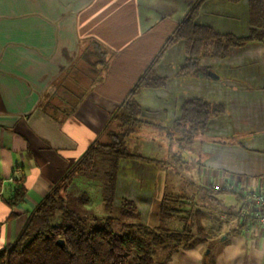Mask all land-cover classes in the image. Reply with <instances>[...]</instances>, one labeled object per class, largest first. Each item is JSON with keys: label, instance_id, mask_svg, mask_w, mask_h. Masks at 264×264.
Returning <instances> with one entry per match:
<instances>
[{"label": "crops", "instance_id": "0c3cea01", "mask_svg": "<svg viewBox=\"0 0 264 264\" xmlns=\"http://www.w3.org/2000/svg\"><path fill=\"white\" fill-rule=\"evenodd\" d=\"M194 1L9 0L5 5L0 13L5 25L0 35V250L15 241L51 185L89 145L103 138L112 112ZM197 22L238 37L247 36L252 28L247 0H206ZM92 42L105 51L97 80L94 71L78 72L81 52ZM182 59L181 42L167 48L156 67L158 75L168 77L166 87L145 88L136 95L141 113L160 122L167 132L142 126L126 138V148L141 157L165 159L166 164L120 161L115 194L134 203L137 222L131 223L149 227L160 223L168 164L184 144L170 134L171 125L189 98L221 105L223 112L211 117L206 129L188 142L200 139L194 174L201 185L189 178L180 188L190 187L192 196L205 194L209 186L264 190V40L231 48L223 58L201 57L200 66L217 78L176 77ZM55 86L62 90L53 93L56 98L52 95L56 105L52 112L44 100ZM239 129L246 134H239ZM233 158L243 169L227 162ZM22 175L23 201L10 208L5 200ZM232 212L236 210L219 209L221 216ZM218 222L223 229L217 236L178 247L166 264H208V260L264 264V227L256 226L245 238L242 234L249 226L236 233L237 217ZM219 236L222 243L215 242Z\"/></svg>", "mask_w": 264, "mask_h": 264}, {"label": "trees", "instance_id": "16d2710c", "mask_svg": "<svg viewBox=\"0 0 264 264\" xmlns=\"http://www.w3.org/2000/svg\"><path fill=\"white\" fill-rule=\"evenodd\" d=\"M204 1L206 0H195L192 3L166 38L158 53L136 78L124 100L112 112L104 130V141H97L89 145L76 161L77 165H83L97 154L106 156L108 169L104 175L102 202L104 209L109 212L113 210V202L116 198V177L121 160L131 159L160 163L157 160L129 152L125 140L142 126H151L167 132L160 122L141 113L140 104L136 100V95L142 89L166 87L168 77L158 75L156 67L167 48L177 42L182 43L183 59L177 66L176 77H206L207 69L199 64L201 57L223 58L229 54L231 48L241 47L248 42L264 40V32L261 31L264 26V0H247L249 23L252 28L245 37L219 33L210 26L198 23L197 17ZM226 1L236 3L240 0ZM91 57L98 59L93 65L102 63L105 58V51L96 42L85 47L80 55L81 61L86 63H89ZM75 66L77 65H73V67ZM44 106L47 108L46 104ZM50 107L56 108V106ZM222 112L221 105L199 98L185 99L180 105L178 117L171 125L170 134H176L179 136V140L188 143L197 133L206 129L211 117ZM113 120L119 122V131L115 133L108 131V125ZM73 171L74 169H72ZM67 174L68 171L63 178ZM22 180L23 175L15 179L12 193L5 200L10 208L23 201L26 188ZM53 185L30 212L15 241L0 250V264H128L132 254L135 264H166L172 252L180 246L188 245L194 235L193 232H189L191 226L187 227L184 224L182 215H179L178 219L183 222V225L178 230L162 226L164 220L177 217L182 212L173 206L178 202H183L179 200V196L163 195L159 206L160 223L158 226L149 227L139 223H130L126 226L131 230L119 233L112 228L114 219L111 216H106L103 219L92 216L90 219L87 215L66 206L63 197L59 196L56 190H52ZM206 192L232 193L239 199H243L242 194L231 188L224 190L210 186L207 187ZM186 198L189 199V197ZM120 202L125 210L131 211L130 214L133 213L135 207L132 201L121 198ZM244 208H247V204L243 202L238 211L226 213L225 218L235 216L239 219L240 224L235 229L236 233L246 230L251 223L249 214H241ZM203 211L202 208H197L194 212L196 233L199 235L203 230L201 223ZM186 229L189 231L187 232ZM158 232L166 233V235L162 237ZM164 242L171 243V246H168L169 251L165 257L156 261L155 252L150 245L156 246Z\"/></svg>", "mask_w": 264, "mask_h": 264}, {"label": "rangeland", "instance_id": "374dc122", "mask_svg": "<svg viewBox=\"0 0 264 264\" xmlns=\"http://www.w3.org/2000/svg\"><path fill=\"white\" fill-rule=\"evenodd\" d=\"M89 45H91V43H89L88 46ZM97 60L98 59L96 57H91L89 59V63H86L85 61L82 60L78 64V66L80 67L78 72L85 75V72L87 70L94 71L96 73L95 76L96 80L100 79V77H97V75L103 72L102 69L105 63L104 62L105 58L102 60L103 61L102 63L93 65V63L97 62ZM56 90L61 91L62 89L59 90V87L57 88L55 86L52 90V93L50 94L51 97L48 96L45 98L44 105L46 104L47 108H49V106H53V107L56 106L54 104L55 103L54 99L51 100L53 97L56 98V96L53 95V93L55 94ZM76 96H78L79 98V95ZM48 103H50V105H47ZM49 109L52 112L56 111L55 110L56 108L54 109L50 107ZM118 127H119V122L113 120L108 125V131L114 133L118 132L119 131ZM238 132L243 136L246 134V131L243 129H239ZM104 139L105 137H103L102 140H100V142L104 141ZM159 143H161L160 139H159ZM178 151L176 150L175 151L176 154L171 156V161L168 164V173H166L167 174L166 178L169 180L168 181L169 183L168 182L166 183L163 194L169 196L174 195V197L179 196L180 197L179 200L183 202H178L176 205L173 206L177 207L182 212L178 214L177 217H173V219L171 218L169 220L168 219L164 220L162 226L164 228L178 230L183 225V222L178 219L179 215L180 216L182 215V217H184L183 218L184 224L187 225V227L191 226L190 227L191 231L186 229L187 232L189 231L190 233L193 232V234H195V236L192 237V239L188 243V245H193L203 241L201 239L202 237H209L210 235L212 236V234L216 235L218 234L219 230L223 229V226L219 222H217V220L222 219V217L225 218L227 214L221 216V213H219V209L224 210L226 208H229L238 211L242 207V202L241 199L237 198L235 195L231 193L213 194V193L205 192V194L200 193L198 196L194 195L195 198H192L194 197L192 196L194 190L191 191V188L187 186L180 188V184L186 185V181H187L186 179L194 178L193 180L198 185H201L199 183V180H197V175L194 174L195 173L194 169L196 168V160H197L196 157L198 152L200 151V139L198 141L194 140L190 144L184 142V144H182V147L179 148ZM163 160L165 159L159 160V162L164 166L166 163ZM233 161L234 158L232 160H228L227 162L228 163L231 162V165L232 166L234 165L233 166L234 169H238V170L243 169L241 166L236 165L238 164V162L236 161L233 162ZM72 169H74L73 172ZM107 169H108V162L106 160V156L97 154L90 161H88L83 165H77L76 163H74L70 167V170H68L67 176L64 177L62 181L55 183L52 186V190H56L57 194L63 197V201L66 204V206H68L72 210L80 212L83 215L84 214L87 215L88 217H90V219L92 218V216H95L97 219H103L106 216H111L114 219L112 223L113 230L119 233H125L131 230L126 225L130 224L131 222H137L136 220L138 213L136 209L133 210V213L131 214H130L131 211L125 210L120 202L121 198L117 196L113 202V210L109 212L104 209L102 202V191L105 185L104 175ZM172 180L175 182L174 185ZM247 188L249 187H243L239 191V193L243 194L247 190ZM249 190L257 191L259 190V188L251 187L249 188ZM186 197H189V199ZM197 204L200 205L201 207H199ZM196 207L202 208V210H204L202 212V218H201L202 220L201 223H203L202 224L203 230L200 233L201 236H198L199 234L197 235L196 233V223L194 217V212L197 209ZM145 211H146L145 208L140 209V212L145 213ZM254 229L255 227L250 225L248 231L243 232L242 234L243 237L245 238L249 237V234ZM158 233L162 237L166 235V233L163 232H158ZM222 238L223 236L217 237L215 242L222 243L221 240ZM150 246L155 252L154 255L155 260L159 261L163 257H165V255L168 253L171 243L164 242L163 244H158L156 246L150 245ZM207 247L205 248V251H207L208 249ZM128 264H135L133 254L129 257ZM208 264H211L209 260H208Z\"/></svg>", "mask_w": 264, "mask_h": 264}, {"label": "built area", "instance_id": "2783aa9c", "mask_svg": "<svg viewBox=\"0 0 264 264\" xmlns=\"http://www.w3.org/2000/svg\"><path fill=\"white\" fill-rule=\"evenodd\" d=\"M218 188V187H215ZM224 190H229L230 187H219ZM243 202L247 204V208L242 210V215H250L251 223L253 227H264V190H250L242 194ZM249 225V226H250Z\"/></svg>", "mask_w": 264, "mask_h": 264}, {"label": "snow or ice", "instance_id": "6c2138e0", "mask_svg": "<svg viewBox=\"0 0 264 264\" xmlns=\"http://www.w3.org/2000/svg\"><path fill=\"white\" fill-rule=\"evenodd\" d=\"M9 2V0H0V13H3L5 5ZM5 28V25L3 23H0V35L3 34V30Z\"/></svg>", "mask_w": 264, "mask_h": 264}, {"label": "water", "instance_id": "95a60500", "mask_svg": "<svg viewBox=\"0 0 264 264\" xmlns=\"http://www.w3.org/2000/svg\"><path fill=\"white\" fill-rule=\"evenodd\" d=\"M207 75L212 77V78H217V75L214 72L210 71V70L207 71Z\"/></svg>", "mask_w": 264, "mask_h": 264}]
</instances>
